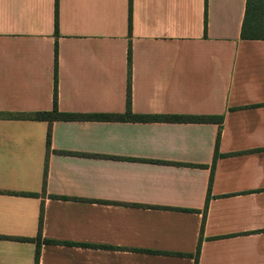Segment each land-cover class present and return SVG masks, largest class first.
<instances>
[{"label":"crops","instance_id":"crops-1","mask_svg":"<svg viewBox=\"0 0 264 264\" xmlns=\"http://www.w3.org/2000/svg\"><path fill=\"white\" fill-rule=\"evenodd\" d=\"M246 1L0 0V264H264Z\"/></svg>","mask_w":264,"mask_h":264},{"label":"trees","instance_id":"trees-1","mask_svg":"<svg viewBox=\"0 0 264 264\" xmlns=\"http://www.w3.org/2000/svg\"><path fill=\"white\" fill-rule=\"evenodd\" d=\"M131 15L129 17V26L131 28ZM57 32V25H56ZM241 37L243 39H264V0H247L245 15L242 25ZM129 50V55H130ZM130 61V59H129ZM58 49L57 45L55 47V92H54V108L50 111H36L31 113H18L9 114L13 118L21 119H32V120H45V121H55V120H76V119H94V120H125V119H148L157 118L159 116L150 115H135L130 110V100L128 93V110L125 114H93V115H83V114H70L59 111L57 105V83H58ZM130 68L128 78L130 79ZM189 120H206V117H188ZM51 145V133L48 132L47 136V147L50 148ZM48 173V164L46 165L44 173V185L46 183V177ZM28 195H37L36 193H23ZM40 237L37 238L38 244L40 243ZM46 242H52L53 240L45 239Z\"/></svg>","mask_w":264,"mask_h":264}]
</instances>
